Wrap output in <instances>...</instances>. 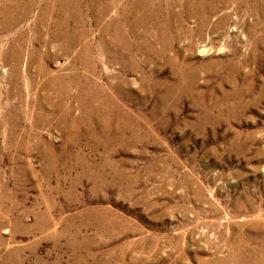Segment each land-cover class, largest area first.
Segmentation results:
<instances>
[{"label": "rangeland", "instance_id": "1", "mask_svg": "<svg viewBox=\"0 0 264 264\" xmlns=\"http://www.w3.org/2000/svg\"><path fill=\"white\" fill-rule=\"evenodd\" d=\"M0 264H264V0H0Z\"/></svg>", "mask_w": 264, "mask_h": 264}, {"label": "bare ground", "instance_id": "2", "mask_svg": "<svg viewBox=\"0 0 264 264\" xmlns=\"http://www.w3.org/2000/svg\"><path fill=\"white\" fill-rule=\"evenodd\" d=\"M4 9V8H3Z\"/></svg>", "mask_w": 264, "mask_h": 264}]
</instances>
